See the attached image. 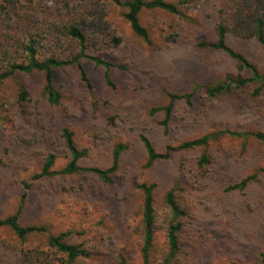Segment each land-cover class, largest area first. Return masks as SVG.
I'll return each mask as SVG.
<instances>
[{
  "label": "rangeland",
  "instance_id": "obj_1",
  "mask_svg": "<svg viewBox=\"0 0 264 264\" xmlns=\"http://www.w3.org/2000/svg\"><path fill=\"white\" fill-rule=\"evenodd\" d=\"M64 1L73 0L13 2L21 13H38V22L47 25L61 19ZM74 1L83 7L84 0ZM88 3L105 19L98 43L90 40L88 53L124 67L107 69L109 85L105 68L82 60L89 88L75 66L55 70L53 83L61 94L55 105L43 93L41 72L0 80V217L16 210L21 182L26 181L30 188L20 221L44 225L48 234L70 231L65 240L89 252L72 264H118L121 259L142 264L143 196L138 186L154 183L150 264H161L167 255L165 234L172 218L165 203L168 191L184 211L176 219L179 249L169 264H264V173L258 172L243 189L227 191L264 168V144L252 135L264 131V87L256 94V84L233 85L210 96L207 86L249 77L250 70H239L224 51L198 46L202 40L215 41L221 0H187L179 14L144 11L140 21L149 45L133 34L115 0ZM111 34L120 38L118 45L109 44ZM226 43L264 76V53L253 37L228 32ZM168 92L192 96L190 102H173L164 129L163 112L151 114L150 109L167 105ZM62 127L86 150L78 160L83 168L109 167L115 147H123L109 182L91 172L33 178L48 153L55 154L54 169L67 163ZM224 130L248 134L231 136ZM206 134L216 135L206 146L179 149L147 165L141 136L162 152L167 145ZM202 154L207 162L201 165ZM46 240L47 234L30 235L21 245L0 227V264H19L28 248L48 252Z\"/></svg>",
  "mask_w": 264,
  "mask_h": 264
},
{
  "label": "trees",
  "instance_id": "obj_2",
  "mask_svg": "<svg viewBox=\"0 0 264 264\" xmlns=\"http://www.w3.org/2000/svg\"><path fill=\"white\" fill-rule=\"evenodd\" d=\"M14 0L0 1V66L3 71L0 73V80L15 73H30L38 71L43 74V93L47 101L51 104H58L61 99L60 92L55 88L53 79L55 70L63 69L67 66H75L81 80L90 87V81L82 65V60H87L105 68L104 80L112 85L107 69L111 66L123 68V65L111 63L97 55L88 53V48L92 44L98 43L100 33L104 25V17L91 9L88 0H84L83 8L81 3L76 1H64L60 20L44 25L38 22L36 16L27 12H20V8L13 2ZM117 6L123 9L122 17L129 25L133 34L141 41L149 45L151 43L148 30L140 21V15L144 11L161 10L172 14H179L180 7L187 3V0H176V3L166 0H115ZM83 9V10H82ZM56 21V20H55ZM5 22L7 24H5ZM5 24V26H1ZM86 30H91V35ZM232 32L241 37H253L261 46L264 53V0H221L220 19L215 28V41H200L198 46L207 49H216L226 52L238 63V69L250 70V76L240 78L236 81L230 79L218 82L212 86H207V93L215 97L232 88L233 85L240 87L249 83L256 84L255 93H259L264 87V76L257 68L240 52L235 51L226 43V35ZM109 44L116 46L120 43V38L110 35ZM15 52H19L16 53ZM25 91L21 90L20 97L25 96ZM192 93L175 94L168 92V104L162 107H153L150 113L162 111L164 118L161 121L164 129L172 110V104L176 99H185L190 102ZM222 134L245 137L248 133H237L224 130ZM255 139L264 144V131L252 134ZM60 136L64 142L68 155V161L60 170L54 169L55 154L48 153L42 163L40 172L33 178L53 177L56 175H70L77 172H91L101 180L109 182L111 174L117 169L118 158L123 149L118 145L113 150L112 161L107 168L88 167L83 168L78 165V160L85 156L86 150L79 149L73 140V132L68 127H62ZM216 135L206 134L194 139L182 142L177 146L167 145L165 150L158 152L154 149L150 141L141 136V142L147 155V165L155 160L164 159L172 152L179 149H190L194 147H204L211 138ZM207 162V156L202 154L199 164ZM258 172L264 173V168L246 176L240 182L227 187V191L243 189L253 180H256ZM143 200L141 207L142 224V264H150L148 251L152 245L154 229V208L153 189L154 183L139 184ZM21 195L16 210L9 215L0 217V227L11 231L13 237L19 244H25L30 235L47 234L46 245L48 252H43L37 248L22 250L23 258L19 264H72L78 258H87L89 252L80 244L69 243L65 237L70 231L57 234H48L44 225L23 224L20 216L27 193L30 188L26 181L21 182ZM165 203L171 213V222L166 230L167 255L161 264H169L179 249L177 232L180 223L176 221L184 215V211L178 206L172 191L165 195ZM56 260V261H55ZM118 264H128L125 260H119Z\"/></svg>",
  "mask_w": 264,
  "mask_h": 264
}]
</instances>
